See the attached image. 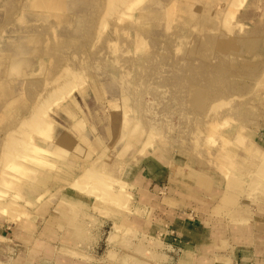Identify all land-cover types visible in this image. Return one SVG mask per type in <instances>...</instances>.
Instances as JSON below:
<instances>
[{"label":"rangeland","instance_id":"obj_1","mask_svg":"<svg viewBox=\"0 0 264 264\" xmlns=\"http://www.w3.org/2000/svg\"><path fill=\"white\" fill-rule=\"evenodd\" d=\"M236 127L264 134V0H0V264L79 260L57 208L84 225L76 254L101 255L127 163L224 170Z\"/></svg>","mask_w":264,"mask_h":264},{"label":"crops","instance_id":"obj_2","mask_svg":"<svg viewBox=\"0 0 264 264\" xmlns=\"http://www.w3.org/2000/svg\"><path fill=\"white\" fill-rule=\"evenodd\" d=\"M237 130L239 143L228 152L225 162L231 165L224 170L204 158L199 163L186 151L173 156L162 149L127 163L122 182L129 199L125 208L106 213L101 255L76 254L84 225L75 222L69 229L68 216L57 208L66 224L62 238L56 232L57 241L79 260L47 249L42 258L53 264H264V134L241 138ZM81 204L73 205L78 219L88 216L89 207ZM85 225L95 236L97 223ZM3 230L9 240L17 239V227ZM0 241L7 238L0 234Z\"/></svg>","mask_w":264,"mask_h":264},{"label":"bare ground","instance_id":"obj_3","mask_svg":"<svg viewBox=\"0 0 264 264\" xmlns=\"http://www.w3.org/2000/svg\"><path fill=\"white\" fill-rule=\"evenodd\" d=\"M31 146V145H30ZM32 147L34 148V146L32 145ZM31 148V147H30ZM33 148H32V150H33ZM27 149V148H26ZM34 150H36V149H34ZM29 151H30V149H29ZM32 152V151H31ZM16 167V166H15ZM77 181V182H76ZM76 181H73V183H71L69 186H71L72 188H75V189H78L77 187H75V185H77L78 183H79V181L78 180H76ZM18 195V194H17ZM114 196H116V199L114 200V203H120V204H124L125 203V201H124V199L123 198H120L119 197V194H117V195H114Z\"/></svg>","mask_w":264,"mask_h":264}]
</instances>
